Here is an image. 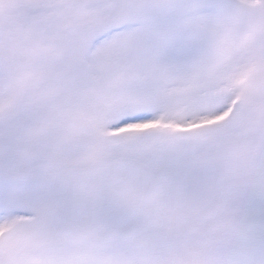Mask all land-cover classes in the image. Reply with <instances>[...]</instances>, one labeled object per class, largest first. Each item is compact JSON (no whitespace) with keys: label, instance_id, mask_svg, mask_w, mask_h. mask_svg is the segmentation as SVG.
I'll list each match as a JSON object with an SVG mask.
<instances>
[{"label":"snow or ice","instance_id":"snow-or-ice-1","mask_svg":"<svg viewBox=\"0 0 264 264\" xmlns=\"http://www.w3.org/2000/svg\"><path fill=\"white\" fill-rule=\"evenodd\" d=\"M0 264H264V0H0Z\"/></svg>","mask_w":264,"mask_h":264}]
</instances>
